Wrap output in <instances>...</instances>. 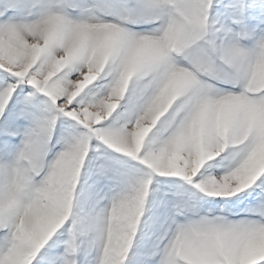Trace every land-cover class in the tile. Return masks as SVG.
<instances>
[{"label":"snow or ice","instance_id":"snow-or-ice-1","mask_svg":"<svg viewBox=\"0 0 264 264\" xmlns=\"http://www.w3.org/2000/svg\"><path fill=\"white\" fill-rule=\"evenodd\" d=\"M0 264H264V0H0Z\"/></svg>","mask_w":264,"mask_h":264}]
</instances>
